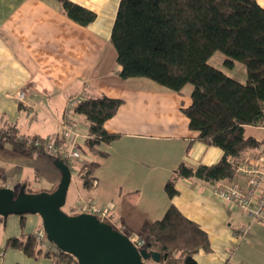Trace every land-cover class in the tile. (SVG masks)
Segmentation results:
<instances>
[{
  "label": "crops",
  "instance_id": "obj_1",
  "mask_svg": "<svg viewBox=\"0 0 264 264\" xmlns=\"http://www.w3.org/2000/svg\"><path fill=\"white\" fill-rule=\"evenodd\" d=\"M73 1L94 11L95 20L88 25L74 21L58 0H0V130L14 129L25 139H60L61 119L70 98L107 95L123 99L116 114L105 121V128L120 137L100 146L107 153L104 156L85 145L88 127L79 117L85 134L80 145L90 152L83 153L89 161L99 163L92 173L97 184L86 187L76 170L81 163L72 164L76 167L71 168L74 192L64 210L74 214L80 197L92 199L109 206L108 222L132 236L140 235L146 221L160 219L174 204L209 235L210 251L195 255L199 264H264V222L253 224L250 243L238 242L235 228L249 218L239 216L237 207L215 195V187L224 182L180 177L175 182L178 193L172 198L167 194L166 184L180 163L212 165L223 157L221 148L199 141V133L189 127L182 108L192 103L193 85L177 91L147 77L122 78L111 41L120 0L114 9L108 7L110 0ZM258 2L264 7V0ZM236 67L219 68L244 82L247 74L241 71L236 75ZM21 90L26 91L23 100L17 96ZM33 124L42 131L30 132ZM246 135L264 142V126H248ZM249 153L246 158L255 157L257 149ZM30 158L48 168L50 187L38 189L30 179L20 182L18 172L0 186L17 191L25 183L38 192L58 185L62 173L47 155L25 154L0 141V172L23 166ZM156 183L163 189L161 195L152 192ZM42 229L38 214H11L0 219V264H59L45 253L53 243L48 242L44 252L34 256L8 243L14 237L26 240V235ZM152 263L161 264L149 261Z\"/></svg>",
  "mask_w": 264,
  "mask_h": 264
},
{
  "label": "trees",
  "instance_id": "obj_2",
  "mask_svg": "<svg viewBox=\"0 0 264 264\" xmlns=\"http://www.w3.org/2000/svg\"><path fill=\"white\" fill-rule=\"evenodd\" d=\"M58 1L64 12L82 25L96 18L94 11L73 0ZM111 41L122 78L147 77L177 91L192 84V103L182 108L189 127L199 133V141L223 150L221 160L212 165L180 163L166 184L169 197L178 193L175 182L180 177L209 183L235 179L239 162L261 143L246 135L247 127L264 126V7L258 0H120ZM218 51L225 56L223 63L228 69L237 62L245 65L244 82L210 62ZM122 103L121 98L102 95L77 105V116L87 123L85 145L90 151L104 156L107 153L100 146L120 137L104 124ZM0 141L25 154L37 153L14 129L0 130ZM39 153L53 161L57 158L43 150ZM98 164L88 161L78 165L88 188ZM140 235L145 248L160 252L161 264H199L195 255L211 249L208 233L174 204L160 219L146 221ZM8 243L33 256L44 252L35 233L26 235V240L10 238ZM45 253L59 264H78L74 256L60 249Z\"/></svg>",
  "mask_w": 264,
  "mask_h": 264
},
{
  "label": "water",
  "instance_id": "obj_3",
  "mask_svg": "<svg viewBox=\"0 0 264 264\" xmlns=\"http://www.w3.org/2000/svg\"><path fill=\"white\" fill-rule=\"evenodd\" d=\"M53 163L62 176L53 191L30 192L27 184L16 191L0 187V216L38 214L48 240L71 254L78 264H149L159 262L158 251L139 249L130 237L112 223L91 213L70 214L64 210L72 182L70 165L61 158Z\"/></svg>",
  "mask_w": 264,
  "mask_h": 264
},
{
  "label": "built area",
  "instance_id": "obj_4",
  "mask_svg": "<svg viewBox=\"0 0 264 264\" xmlns=\"http://www.w3.org/2000/svg\"><path fill=\"white\" fill-rule=\"evenodd\" d=\"M17 96L23 100L26 91L21 90ZM82 100L84 98L81 96L68 100L61 119L60 139L50 136L32 137L27 139V145L35 147L36 152L43 150L51 156L67 160L70 168L73 169L75 166L72 164L74 163L88 162L85 154L79 149L80 140L85 137V134L81 131L79 117L75 111ZM76 170L78 171L77 168ZM235 173V179L219 184L215 187L214 193L227 204L240 208L246 213L249 221L242 222L235 228V238L238 242L250 243L249 234L253 224L264 222V142L258 145L257 156L239 162ZM92 183L96 185L97 181L93 180ZM74 205V214L91 213L105 221L110 216L109 206L99 205L92 199L80 197ZM35 237L42 248L50 242L44 229L36 232ZM129 237L136 247L144 248L146 242L141 235L134 234ZM58 249L55 244L51 248H45L46 251H57Z\"/></svg>",
  "mask_w": 264,
  "mask_h": 264
},
{
  "label": "rangeland",
  "instance_id": "obj_5",
  "mask_svg": "<svg viewBox=\"0 0 264 264\" xmlns=\"http://www.w3.org/2000/svg\"><path fill=\"white\" fill-rule=\"evenodd\" d=\"M115 3H116V0H110L109 4H108V7H112V9H114ZM105 17H107V16H105ZM222 57H223V59L225 58L223 53L218 51L211 58L210 62L212 64H214V65H218L221 68H225L224 63L222 61ZM236 66H237L236 70H235V74L236 75H239L241 73V71H243L246 74V68H245V65L243 63L237 62ZM3 131L11 132V129L7 128V129H4ZM33 131H42V130H40L39 127H37V126H35V124H33L31 129H30V132H33ZM40 133H43V132H40ZM79 149L82 152H84V151L89 152V150L86 149L84 147V145H80ZM20 167H21V169H20ZM47 169L48 168H45L44 166L40 165L39 163L33 161L32 158H30L28 160V163L26 164V162H25V164H23V166H21V165H19V167H15L14 166V168L11 167L10 170H5V172L1 171L0 172V183H3L7 179H10L15 173L18 172L21 175L19 178H17V179H20L19 180L20 182H22V180H25V179H30L32 185L35 186L36 188H38V189L39 188H44V187L48 188L51 185V180L49 179L48 174H46ZM153 185L154 184H152V186ZM156 185L157 186L152 190V192H154V193H156L158 195H161L163 193V189L159 188V183H156ZM80 186L83 189L82 185H80ZM56 187H57V184H56V186H54L53 189H55ZM15 188L18 189V184L15 185ZM73 192H74V184H72L70 186V189H69V192H68V197H67V203L64 206L65 210H67V208H68L67 206H68L69 202L72 199ZM146 194H148V193H146ZM236 209L238 210V212L240 214L239 216H241V217L243 215L245 216L246 213L242 209H239V208H236ZM244 216L242 218H244ZM106 221L108 222V220H106ZM152 264H155V263H152Z\"/></svg>",
  "mask_w": 264,
  "mask_h": 264
}]
</instances>
